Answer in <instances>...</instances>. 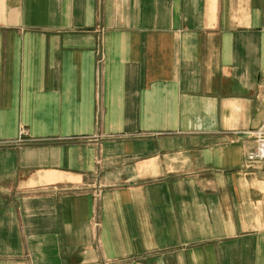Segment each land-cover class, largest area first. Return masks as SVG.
<instances>
[{
    "label": "crops",
    "instance_id": "0c3cea01",
    "mask_svg": "<svg viewBox=\"0 0 264 264\" xmlns=\"http://www.w3.org/2000/svg\"><path fill=\"white\" fill-rule=\"evenodd\" d=\"M264 0H0V264H264Z\"/></svg>",
    "mask_w": 264,
    "mask_h": 264
},
{
    "label": "built area",
    "instance_id": "2783aa9c",
    "mask_svg": "<svg viewBox=\"0 0 264 264\" xmlns=\"http://www.w3.org/2000/svg\"><path fill=\"white\" fill-rule=\"evenodd\" d=\"M256 137L258 147L257 150L249 156V160L264 162V131H259Z\"/></svg>",
    "mask_w": 264,
    "mask_h": 264
}]
</instances>
